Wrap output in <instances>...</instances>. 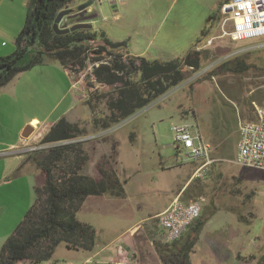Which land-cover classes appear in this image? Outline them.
<instances>
[{
	"label": "rangeland",
	"instance_id": "obj_1",
	"mask_svg": "<svg viewBox=\"0 0 264 264\" xmlns=\"http://www.w3.org/2000/svg\"><path fill=\"white\" fill-rule=\"evenodd\" d=\"M89 1L91 11L85 13L92 16V29L97 32L98 38L103 34L112 41H126L125 49L129 54L150 60L182 59L189 51L198 49L204 54L201 67L190 72V76L181 84L155 97L128 117L107 123L110 115L108 102L115 95V86L96 83L89 70L77 68L73 79H82V89L73 88L70 80L65 94L60 80L56 97L64 95L60 109L68 104L71 97H77L80 101L71 115H68H78L75 123L79 132L74 138L53 143H41V135L37 137V142L21 144L18 151L26 152L25 161L34 163L32 156L39 157L41 151L52 146L80 143L88 156L81 172L87 175L96 171L98 161L111 154L113 144L122 155L129 154L130 150L135 153L146 152L153 160L160 157L165 166L183 163L196 168L199 163L186 159L185 150L176 148L172 132V126L181 121L194 122L207 139L209 135L213 137L208 141L211 144V158L216 161L210 165L204 178L217 181L213 184L214 189L230 188L236 197L237 222L235 215L227 212L229 218L222 226L233 229L236 244L246 250L244 264H264V170L243 168L230 162L236 150L239 122L254 119L253 104H260L264 100V37L232 41L223 35L222 30H228V25L222 24L223 16L220 13V4L224 0H116L113 4L110 0H102L101 3L72 0V3L86 4ZM68 23L67 17L61 21V25ZM222 61H228L230 65L242 62L248 64L249 68L240 72L217 71ZM56 65L61 71V66ZM44 67L35 65L24 71L20 78L19 84H24V90L31 98L30 92L34 90L28 83L37 80L35 93L47 97L51 73L53 76L58 73L61 77L62 72L55 68L44 71ZM213 70L216 71L210 74ZM3 99L1 94V101ZM22 108L30 112L31 101L24 100ZM16 118V113L10 114V109L4 117L0 116V140L8 138V127L15 125ZM132 134L135 137L133 145L130 143L134 140ZM33 146L37 148L30 149ZM104 150L107 153L101 155ZM113 157L115 155L111 160L109 158L111 162ZM4 161L3 157L0 158V181L11 177L12 167L1 173ZM184 169L174 167L156 175L159 179L165 177L166 181L176 183L182 180ZM40 176L41 180L37 184L43 181L42 173ZM4 187L1 186L0 191ZM17 189L24 194L23 186L19 185ZM165 196L134 195L132 198L145 203L139 208L122 199L123 206L120 208L123 210L117 215L119 221L121 218L122 221H132L146 216L163 204ZM210 217L206 220L205 230L213 231L207 237L214 238L219 217ZM154 220L157 221L156 218ZM208 254L209 250L203 248L197 240L190 253V260L193 264H203L209 258Z\"/></svg>",
	"mask_w": 264,
	"mask_h": 264
},
{
	"label": "trees",
	"instance_id": "obj_2",
	"mask_svg": "<svg viewBox=\"0 0 264 264\" xmlns=\"http://www.w3.org/2000/svg\"><path fill=\"white\" fill-rule=\"evenodd\" d=\"M71 2L28 1L13 52L0 56V87L16 74L49 60L58 62L64 68L77 66L80 69L87 67V60L101 61L98 66H93L91 74L96 83L115 86V95L108 102L110 115L106 123L118 122L181 84L190 72L201 67L204 54L198 49L189 51L182 59L150 60L129 54L125 49L126 41H112L103 34L98 38L92 28L65 34L54 32L52 25L56 15ZM75 21L71 19L68 24ZM248 68L249 65L242 62L230 65L228 61H222L216 70L240 72ZM77 132V124L62 117L50 126L40 142L71 139ZM115 154L116 145L113 144L111 154L97 162L95 177L81 172L88 156L80 143L52 146L41 151L39 157L32 156L43 181L34 185L33 203L4 241L0 264L49 259L60 243L69 249L92 250L95 229L91 224L80 221L76 214L87 196L105 193L124 195L123 182L117 177L110 161ZM203 223L199 216L189 225L191 228L187 235L157 248L161 264H192L190 253Z\"/></svg>",
	"mask_w": 264,
	"mask_h": 264
},
{
	"label": "crops",
	"instance_id": "obj_3",
	"mask_svg": "<svg viewBox=\"0 0 264 264\" xmlns=\"http://www.w3.org/2000/svg\"><path fill=\"white\" fill-rule=\"evenodd\" d=\"M28 1L0 0V56L8 55L14 48L16 35L20 31L26 16ZM110 3L113 4L114 0H110ZM80 5L82 4L77 2L73 5L71 2L67 7L77 12V7ZM87 8H90V6H87ZM91 17L88 13H85L84 21L91 23ZM10 43L12 46H10ZM56 64L59 63L49 60L40 64V66H45L46 69H42L44 71H48L47 68H55L59 71ZM61 68L62 70L59 71L62 72L61 77L58 73L55 76L51 73L49 77V96L47 97L35 93L38 86L37 80L33 81L32 84L28 83V86H31L34 90L30 92L32 98L29 97V93L24 90V84H19L24 71L16 74L7 84L0 87V116L4 117L9 109L10 114L16 113L17 115L15 125L8 127V138L0 140V158L3 157L5 160L1 165V173L6 171L8 167H12L10 168L11 177L6 181H0V183L2 182L1 186H5L0 191V250L6 238L12 233L33 203L35 199L34 185L41 180L39 169L36 168L33 162L25 161L27 154L18 151L19 146L37 141V135H43L53 123L62 117L72 123L78 120V115L76 116L75 113L71 117L68 116L75 110L77 102L80 103L77 100L78 98L71 97L68 104L60 109V101L64 95L61 98L56 97L59 81H62L65 88L64 93L66 94L69 89L67 86H69L71 80L67 69L63 66ZM14 79L16 81L12 84ZM10 84H12L11 88L9 87ZM1 94L4 96L3 101H1ZM24 100L31 101L32 110L30 112L23 110ZM46 105L47 108L44 109ZM35 121L36 123H34ZM27 126H32L33 130L25 138ZM201 134L206 141L213 138L209 135L210 138L207 139L206 135L205 138L203 133ZM130 143L132 145L135 143V137ZM106 153L107 150H104L101 155ZM111 165L119 180L123 182L124 195L115 196L105 193L87 196L76 214L80 221L87 222L94 227L96 232L94 248L89 251L69 249L64 243H60L55 248L51 258L36 262L22 260L19 261V264H161L157 248L166 246L167 243L164 241L163 229L154 219L175 196H179L185 203L203 198L200 220L204 223L198 232L197 240L202 243L203 248L208 249L210 252L208 254L209 258L203 264L245 263L246 254L244 251L246 252V250L239 248L236 244L233 229L222 226L229 218L227 217L228 213L231 212L235 215L237 222L236 197L230 188L214 189L213 184L217 182L216 180L210 181L207 178L196 180L192 178L195 167L190 168V164L187 166L183 163H176L165 166L160 157H158V160H153L148 157L146 152L135 153L130 150L129 154L122 155L116 150ZM174 167L187 169V171L184 169L185 174L179 182L171 183L166 181L165 177L159 179L160 177L156 175ZM88 174L93 177L97 175L96 171ZM196 184H199L198 187H196ZM19 185L23 186L24 194L21 193L20 189H17ZM139 194L156 196L165 194L166 196L163 204L147 213L146 216L132 221H125L124 219L122 221L121 218V221H119L120 217L117 215L123 210L120 208L123 206L122 199L127 200V204H133L138 208L142 204L145 205L138 198H132V196ZM211 215L219 217L218 228L215 230L217 235L214 238L207 237L213 231L205 230L206 220ZM142 222L143 224L140 225ZM190 226L186 228L182 236L190 232ZM233 243H235L234 246ZM249 251L250 249L247 250V252Z\"/></svg>",
	"mask_w": 264,
	"mask_h": 264
},
{
	"label": "built area",
	"instance_id": "obj_4",
	"mask_svg": "<svg viewBox=\"0 0 264 264\" xmlns=\"http://www.w3.org/2000/svg\"><path fill=\"white\" fill-rule=\"evenodd\" d=\"M92 1L101 3L102 0ZM88 11L91 9L87 8L86 12ZM220 13L223 16L222 24L228 25V30L223 29L222 33L232 41L264 37V0H224L220 7ZM210 42L211 39L208 40V43ZM100 62L87 60L85 69L89 70L91 74L93 66H98ZM77 68V66H69L66 69L71 77V86L81 90L82 79H73ZM91 76L94 80L92 74ZM253 106L255 118L240 121L238 124L236 150L234 158L230 162L243 168L264 170V100L260 104L254 103ZM172 132L176 148L185 150L186 159L199 163L194 169L192 178H204L210 165L216 161L211 158L210 143L204 139L194 122L181 121L172 126ZM36 148L33 146L30 149ZM202 202L203 198H199L185 203L179 196H175L167 207L155 216L158 225L164 231L166 243L178 240L186 228L199 218Z\"/></svg>",
	"mask_w": 264,
	"mask_h": 264
},
{
	"label": "water",
	"instance_id": "obj_5",
	"mask_svg": "<svg viewBox=\"0 0 264 264\" xmlns=\"http://www.w3.org/2000/svg\"><path fill=\"white\" fill-rule=\"evenodd\" d=\"M91 1H89V3L86 4H82L80 6L77 7V12L72 13V9H63L61 10L55 17L52 28L54 30V32L58 33V34H65L77 29H90L92 28L91 23L89 22H85L84 18H82V16L85 14V12L87 11V6L90 4ZM80 16L76 19V21L74 23H72L69 26H65L66 24L61 25V21L63 20L64 17H77ZM32 126H27V130L26 133L24 135V137L26 138L31 132H32Z\"/></svg>",
	"mask_w": 264,
	"mask_h": 264
},
{
	"label": "flooded vegetation",
	"instance_id": "obj_6",
	"mask_svg": "<svg viewBox=\"0 0 264 264\" xmlns=\"http://www.w3.org/2000/svg\"><path fill=\"white\" fill-rule=\"evenodd\" d=\"M72 12H75L74 10ZM69 20L73 19V20H76L77 17H67Z\"/></svg>",
	"mask_w": 264,
	"mask_h": 264
},
{
	"label": "bare ground",
	"instance_id": "obj_7",
	"mask_svg": "<svg viewBox=\"0 0 264 264\" xmlns=\"http://www.w3.org/2000/svg\"><path fill=\"white\" fill-rule=\"evenodd\" d=\"M34 123H36V121Z\"/></svg>",
	"mask_w": 264,
	"mask_h": 264
}]
</instances>
